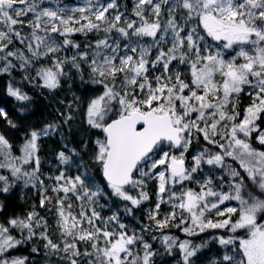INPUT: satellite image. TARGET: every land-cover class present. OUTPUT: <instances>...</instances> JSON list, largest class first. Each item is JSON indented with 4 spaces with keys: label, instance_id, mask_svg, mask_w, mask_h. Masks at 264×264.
<instances>
[{
    "label": "snow or ice",
    "instance_id": "snow-or-ice-1",
    "mask_svg": "<svg viewBox=\"0 0 264 264\" xmlns=\"http://www.w3.org/2000/svg\"><path fill=\"white\" fill-rule=\"evenodd\" d=\"M85 65L100 90L83 123L102 135L82 142L83 154L61 131H71V104L25 132L19 155L0 133V192L22 182L46 213L33 204L0 222V264H34L11 255L34 239L44 264H153L150 241L195 264L207 241L170 229L188 238L220 230L210 264H264V0H131L130 9L124 0H0V74L19 68L53 91L73 69L84 81ZM7 92L30 99L11 83ZM242 94L251 101L243 109ZM0 117L17 127L2 108ZM56 135L66 167L45 173L42 141ZM150 181L148 223L130 226L125 217L151 200Z\"/></svg>",
    "mask_w": 264,
    "mask_h": 264
},
{
    "label": "rangeland",
    "instance_id": "rangeland-1",
    "mask_svg": "<svg viewBox=\"0 0 264 264\" xmlns=\"http://www.w3.org/2000/svg\"><path fill=\"white\" fill-rule=\"evenodd\" d=\"M127 1V0H126ZM131 3V0H128ZM80 0H64V3L70 4V5H75L78 4ZM129 9L131 8L128 6ZM90 40H95L96 37L94 34H90L88 37ZM85 40V39H84ZM83 40V41H84ZM59 55L64 56V55H71L70 52H61ZM15 62V61H14ZM86 70V65L84 66ZM17 70L21 76L23 74H26L19 68L13 69L11 72V75L14 73V71ZM87 71V70H86ZM75 74H78L75 72V70H70L69 76L68 77H62L61 78V86L58 89H55L53 91H49L48 89L45 88H39L40 95L38 97H35L37 104L42 108L41 113L36 114V118H39V121H33V127L32 128H41L43 127L44 124L46 123H51L55 122L57 120L62 119L60 116V112H66L68 110L69 105L71 104L72 108V114H73V121L71 123V131H69L68 126L62 127V133L67 137L70 138L72 141L70 143L71 147H75L78 150L83 151L82 149V142L88 141V140H95V138L98 135V131L96 130H89L88 126L83 123L84 119V109L87 105L88 100L97 95L98 91L100 90L97 88V85H93L88 81V76L84 74V77H86L85 84L87 87H85V90L81 92L82 90L79 91V89H74V84H75ZM4 75H9V74H0V76ZM79 81L81 79L79 78ZM5 97V96H4ZM3 102L7 103L9 105V109L12 112V114L7 113V111L2 107L0 104V108H3V110L7 113V118L12 120L17 127L12 128L8 125L7 120L4 117H1L5 121V125L10 127L12 130H16L18 128H24L28 129L26 126L28 124L27 121H20L19 119L16 120L15 115H17L16 108L17 106H22L25 104V101H18L14 97L8 95L5 97ZM63 101V103H61ZM251 101L246 95H241L240 97V108L243 109V107L247 106ZM11 116V117H10ZM13 117V118H12ZM40 124V125H39ZM68 134V135H67ZM101 134V133H100ZM102 135V134H101ZM60 137L56 135L55 137L48 139H45V142L47 143V147L44 149L46 152V156L50 157L52 160V169L55 167L61 166V168L66 167L64 165H60L59 161L56 159V153L61 150V145L59 143ZM52 145V146H51ZM52 147V148H51ZM55 147V148H54ZM95 145L92 143H89L88 149H87V154L84 155V159L88 160L92 154V149H94ZM195 151V148L193 149ZM83 154V153H82ZM50 160V161H51ZM69 174H74V172H69ZM194 186V185H191ZM26 187L23 185V183H19L16 185V194H20L19 198L20 200L25 197ZM149 192L153 193L151 196L150 201H146L143 203V205L136 209L135 211V218L133 217H125V222L128 223L130 226L139 228L142 224L148 223L146 219V210L149 207H152L155 202V185L154 182H149ZM22 191V194H21ZM135 194V193H133ZM39 196V195H38ZM153 199V200H152ZM122 208V205H120ZM165 210H167V206H164ZM105 214H110V213H105ZM137 219L139 220V223L137 222ZM170 232V234L179 236L181 239H192L194 243L200 244L203 243L204 241H207L206 247L202 248L196 258H193L195 264H210V261L213 257L216 256L218 252H222V249L220 246L213 240L211 237L214 234H222L220 230H215V231H209L206 233H202L199 236L188 238L185 237L182 233L178 232L176 229H170L166 230ZM156 235H159V233H156ZM147 238V237H146ZM153 243L154 248L158 250L159 254L154 257L153 264H182V262L179 260V252L178 250H174L173 253L170 255L168 254L164 248L158 243L154 241H150ZM34 264H38L34 262Z\"/></svg>",
    "mask_w": 264,
    "mask_h": 264
},
{
    "label": "trees",
    "instance_id": "trees-1",
    "mask_svg": "<svg viewBox=\"0 0 264 264\" xmlns=\"http://www.w3.org/2000/svg\"><path fill=\"white\" fill-rule=\"evenodd\" d=\"M124 2H126L128 4V6L131 7V3L128 0L127 1L124 0ZM75 39L80 41V42H83V40L85 38L83 36H80L79 34H77L75 36ZM88 39H90V38H88ZM84 74L86 76H88V73L86 70L84 71ZM25 75L26 74H23L21 76V74H19L18 71L15 70L12 75L0 76V101L2 102V103L1 102L0 103L2 104V107L7 111V113L11 114L12 112L9 109V105L7 103L3 102L2 100L8 96L7 88H8V85L10 83L14 87L19 88L23 93L27 94L30 97V99L28 101H25V104H23L22 106H17V108H16L17 115H15L16 120L19 119L22 122H24V121L28 122V124L26 126L28 129L18 128L16 130H12L10 127L5 126V121L0 117V133L4 134L5 137L13 144L15 155H19V147L23 141V134L25 132H27L29 129H31V127L34 126L33 125L34 120L40 122L39 118H36V114L43 112L42 108H40V106L37 104V102L35 100L36 99L35 97H38L40 95L39 87H35L32 83H29L28 81L24 80L23 77ZM32 75H34V73H32ZM79 78H80V75L75 74V84L73 87H74V89H79V91L82 90L81 92H83L85 90V87H87V85L85 84L86 77H84V81H79ZM97 88H99V86H97ZM61 131H62V129H61ZM98 135H101V134L98 132ZM68 140L71 143L72 140L70 138H68ZM46 147H47V143L45 142V139H44L42 141V146H41V151H40V156H41V159L43 162L42 171L46 172V173H49V172L55 173L56 169L58 167H55V169L54 168L52 169L53 165H50V164H52V160L49 156L48 157L46 156L47 154L44 150ZM83 151H82V153H83ZM59 167L61 168V166H59ZM50 169H51V171H50ZM0 174H7V173L5 172V170H0ZM20 183H22V182H20ZM17 184H19V183H17ZM16 185L13 188H11L8 193L0 192V205H2V208H0V222L6 221L10 217L26 215L28 211L32 210L33 204L36 205V210L39 212V214L41 216H45L46 213H45L44 209H41L39 207L40 197L38 196L36 190L31 188L30 186L26 187L28 192L26 191L25 197H23V199L20 200L18 194H16ZM23 202H24V204H23ZM25 202L26 203L28 202L30 204L27 203L28 204L27 205V204H25ZM24 206H25V208H23ZM105 213H108L107 209H105ZM48 219H49V223H51L52 218L49 216ZM14 235H17L19 238L18 232H14ZM35 244L40 245L39 254H32L31 253V247ZM11 255H13V256H28L30 261H34L38 264H44V262L46 260V257H44V255H43L42 242H40L36 239H34L32 242H30L28 244L18 246V248L16 250H12ZM52 259H55V258H52Z\"/></svg>",
    "mask_w": 264,
    "mask_h": 264
},
{
    "label": "bare ground",
    "instance_id": "bare-ground-1",
    "mask_svg": "<svg viewBox=\"0 0 264 264\" xmlns=\"http://www.w3.org/2000/svg\"><path fill=\"white\" fill-rule=\"evenodd\" d=\"M0 102H1V101H0ZM1 103H2V102H1ZM1 103H0V104H1ZM3 104H4V103H3ZM1 105H2V104H1ZM3 106H4V105H3ZM37 107H38V106H37ZM2 109H3V108H2ZM39 110H40V109H39ZM8 111H9V110H8ZM11 114H12V113H11ZM10 117H11V116H10ZM12 118H13V117H12ZM2 125H3V124H2ZM5 126H6V125H5ZM6 128H7V127H6ZM51 146H52V145H51ZM51 148H52V147H51ZM54 148H55V147H54ZM50 165H52V164H50ZM44 168H45V167H44ZM47 168H48V167H47ZM50 171H51V169H50ZM45 173H46V172H45ZM16 191H18V190H16ZM25 191H26V189H25ZM27 192H28V191H27ZM21 194H22V191H21ZM19 196H20V194H19ZM26 200H27V199H26ZM152 200H153V199H152ZM24 201H25V200H24ZM28 202H29V201H28ZM28 202H27V203H28ZM27 203L25 202V204H27ZM15 204H16V203H15ZM23 204H24V202H23ZM28 204H30V203H28ZM28 204H27V205H28ZM13 205H14V204H13ZM19 205H20V204H19ZM21 205H22V204H21ZM25 206H26V205H25ZM25 206H24L23 208H25ZM12 207H13V206H12ZM18 207H19V206H18Z\"/></svg>",
    "mask_w": 264,
    "mask_h": 264
}]
</instances>
